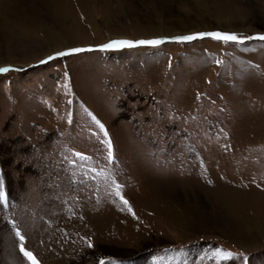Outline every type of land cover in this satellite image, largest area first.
<instances>
[{"label": "rangeland", "instance_id": "1", "mask_svg": "<svg viewBox=\"0 0 264 264\" xmlns=\"http://www.w3.org/2000/svg\"><path fill=\"white\" fill-rule=\"evenodd\" d=\"M199 24L264 0H0V264H264V41L96 49Z\"/></svg>", "mask_w": 264, "mask_h": 264}, {"label": "snow or ice", "instance_id": "2", "mask_svg": "<svg viewBox=\"0 0 264 264\" xmlns=\"http://www.w3.org/2000/svg\"><path fill=\"white\" fill-rule=\"evenodd\" d=\"M204 38H210L213 41L222 42L225 45L232 44V45H242L247 41L252 40H259L264 41V33H256L254 35H243L238 34L236 32H226V31H200V32H194L186 35H177V36H171V37H159V38H152V39H138V40H130V39H116V40H110L106 43L100 44L96 46V49L104 52V51H110V50H121V49H132L137 47H152L156 48L160 45H163L166 41H171L179 44H185L188 42H192L195 40H202ZM92 48H70L66 51H59L54 54V56H49L47 60H42L40 63H47L50 60H53L57 57H65L70 56L72 54H77L85 51H92ZM218 64L221 63V61H216ZM258 67V66H257ZM10 70H12L10 67H0V74L7 73ZM91 116L92 114L89 113ZM93 121L99 128L101 132H103L105 139L102 141L103 144L106 145L107 150V163L112 164L114 161L113 156V146L110 139H108V132L105 130L104 125L96 119L95 116H92ZM70 156L65 157V159L68 161L69 164L75 165L78 160H89L91 157L86 156L84 153L79 151H74L72 149H68ZM91 171L93 173L97 172V169L92 168ZM103 171V170H101ZM87 175V174H85ZM112 184L115 185V197L119 198L121 203L125 206H128V201L124 198V196L121 194V185L118 184L116 181H112ZM5 201V195L3 191V183L0 182V203H3ZM129 211L131 212V208H129ZM13 227L16 228V225L13 224ZM16 236L18 237L20 241L19 245V252L23 255L24 258H26L30 264H39V261L36 259L34 254L31 251H27L25 249V246L23 244V241L25 240V237L21 234L19 228H16ZM88 248H92L93 245L91 242L87 244ZM222 250L217 248L216 249V255L221 256ZM233 253L231 252H223L221 258L222 259H230L233 257ZM99 264H105V261L101 259L99 261Z\"/></svg>", "mask_w": 264, "mask_h": 264}, {"label": "bare ground", "instance_id": "3", "mask_svg": "<svg viewBox=\"0 0 264 264\" xmlns=\"http://www.w3.org/2000/svg\"><path fill=\"white\" fill-rule=\"evenodd\" d=\"M121 1V0H120ZM161 1V0H160ZM155 2V1H154ZM122 5V3H121ZM65 16V15H64ZM210 30V29H220V30H223V31H239V32H260V31H257L256 29L254 28H245V29H242V28H233V27H228V28H225V27H222V26H219V25H216L215 27L212 28V26H209V25H194V26H188V27H184V28H181V29H177L175 31H170V32H166L164 33L165 36H168V37H171L173 35H176V34H185V33H191V32H194V31H200V30ZM264 33V29L261 31ZM154 35H150L149 37H153ZM157 36V35H155ZM142 37H146V36H142ZM66 48V45H60V46H56L54 47L53 49L55 51H60L61 49H64ZM53 51V52H55ZM56 53V52H55ZM159 191V190H158ZM159 196V195H158ZM11 255V259H12V262H18L19 261V258L18 256L16 255V253L14 252H11L10 253ZM11 263V262H10Z\"/></svg>", "mask_w": 264, "mask_h": 264}]
</instances>
